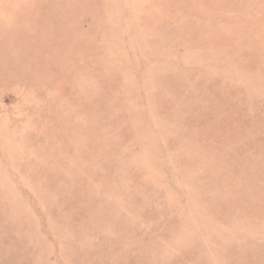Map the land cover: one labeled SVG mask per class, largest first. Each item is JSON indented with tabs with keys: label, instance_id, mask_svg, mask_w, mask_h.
Returning <instances> with one entry per match:
<instances>
[{
	"label": "rangeland",
	"instance_id": "obj_1",
	"mask_svg": "<svg viewBox=\"0 0 264 264\" xmlns=\"http://www.w3.org/2000/svg\"><path fill=\"white\" fill-rule=\"evenodd\" d=\"M0 264H264V0H0Z\"/></svg>",
	"mask_w": 264,
	"mask_h": 264
}]
</instances>
